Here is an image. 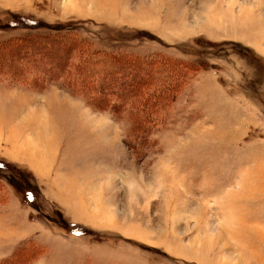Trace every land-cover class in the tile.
Returning <instances> with one entry per match:
<instances>
[{
  "label": "rangeland",
  "instance_id": "rangeland-1",
  "mask_svg": "<svg viewBox=\"0 0 264 264\" xmlns=\"http://www.w3.org/2000/svg\"><path fill=\"white\" fill-rule=\"evenodd\" d=\"M0 264H264V0H0Z\"/></svg>",
  "mask_w": 264,
  "mask_h": 264
},
{
  "label": "crops",
  "instance_id": "crops-1",
  "mask_svg": "<svg viewBox=\"0 0 264 264\" xmlns=\"http://www.w3.org/2000/svg\"><path fill=\"white\" fill-rule=\"evenodd\" d=\"M82 154H84V151L80 152V155H82ZM38 157L40 158V160H39L40 162H43V163L47 162L45 164H49L47 171L49 170V166H52L54 163L56 164V171H54V172H56L55 174H56L57 178L55 179V181L53 180V183L50 184V186H48V187H53V190L55 191L54 198L57 199V201L60 200L58 202H61V201L64 202V204H65L64 206L68 210V213L65 212V216L67 217L66 219L72 224H75V225L81 224V222L76 221V220H72L70 217V214L72 217L74 216V210H73L72 205H76V203H78V204L82 203L83 202L82 200H84L85 198L88 199V195H89L90 191H88L87 189H89V187H92V186H90L89 183L87 182L88 181L87 171L89 168H92V169H96V168L91 167L92 165H88L87 166L88 168L83 170V168L79 166V163L83 158L82 156L76 158L78 161L77 164H75L76 163L75 160H70L69 158H62L61 156H60L61 158H59V159H56V156L53 157L52 159L50 158L51 156L48 159H46L45 154H38ZM48 160L50 161V163ZM64 162H65V164H63ZM17 164H19V163H17ZM62 167H65V170ZM58 169L61 170L60 172H62V173H60ZM96 170H101V169H96ZM30 172H32V171H30ZM57 172H59V174ZM32 173L35 177V181L38 182L37 185L42 190L41 192L43 193L44 196H46L45 192L41 186V183L38 181L36 173L35 172H32ZM69 174H71V175H69ZM68 177H69V181H67ZM63 178H66V180H65L66 185L62 183ZM59 180H60V182H59ZM78 180H81L79 183H77L78 196L67 197L68 192H70L68 183H70V182L76 183ZM65 190H66V193H65ZM80 199H82V200H80ZM69 212H70V214H69ZM40 243L44 244L41 239H40Z\"/></svg>",
  "mask_w": 264,
  "mask_h": 264
},
{
  "label": "trees",
  "instance_id": "trees-1",
  "mask_svg": "<svg viewBox=\"0 0 264 264\" xmlns=\"http://www.w3.org/2000/svg\"><path fill=\"white\" fill-rule=\"evenodd\" d=\"M127 55V54H126ZM125 55V56H126ZM130 57H131V62H132V57H134L133 59L136 61L137 60V57L136 56H132V55H129ZM121 57H123V56H121ZM131 68V67H130ZM121 70V69H120ZM138 70V69H137ZM109 73H110V77L109 78H107L106 79V81L107 80H111L110 78H112V76H113V74H111L112 72L111 71H109ZM115 73L117 74L118 73V68H116V70H115ZM109 95H111L110 93H108ZM114 107V106H113ZM116 108H118V107H116ZM131 108L132 107H130L128 110L129 111H131ZM114 109V108H113ZM30 243H32V242H30ZM25 250H28L27 251V254H28V256L29 257H31V258H35V255H37L36 253H38V248L35 246V245H33V244H30L29 245V248L28 249H26L25 248ZM31 254H33V255H31ZM10 260V259H9Z\"/></svg>",
  "mask_w": 264,
  "mask_h": 264
}]
</instances>
